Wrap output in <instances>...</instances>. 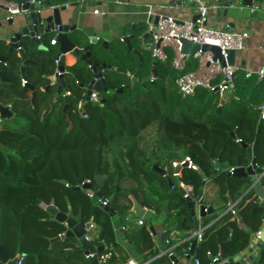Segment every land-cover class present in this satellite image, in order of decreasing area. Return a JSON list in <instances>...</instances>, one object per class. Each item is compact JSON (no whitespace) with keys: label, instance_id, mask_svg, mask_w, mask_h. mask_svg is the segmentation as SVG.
Instances as JSON below:
<instances>
[{"label":"trees","instance_id":"trees-1","mask_svg":"<svg viewBox=\"0 0 264 264\" xmlns=\"http://www.w3.org/2000/svg\"><path fill=\"white\" fill-rule=\"evenodd\" d=\"M6 1L20 3L22 0ZM41 1L48 6H59L73 0ZM257 1L264 3V0ZM80 37L85 41L87 39L84 35ZM42 39L50 44V36H42ZM54 47L51 50H55ZM168 52V60L158 61L157 78L154 81L150 78L149 86L144 85L143 93L129 101L124 100L116 90L120 87L124 91L131 89L130 78L115 70L106 71L109 92H102L105 103L85 101L83 109L86 116L79 112L78 103L86 93L82 84H88L92 75L90 69L81 62L71 67L75 70L74 74L68 73L66 76L67 89L72 93L66 112L62 105L57 110L60 101L48 106L53 98L52 91L44 93L41 99L36 98L32 107L22 102L23 99H14L13 102L7 98L4 100L5 103H12L18 117H27L25 123L17 126L5 125L7 120L0 123V144L11 150L9 156L13 158L10 160L7 156L2 160L0 157V238L10 258L20 253L25 256L24 264H40L41 260H46L50 253V238L65 231V226L56 221L54 216L58 211L70 210L81 212L85 220L94 217L102 228L101 237H107L120 251L122 246L116 240L110 214L96 202L93 203L86 191L74 189L89 180L92 189L97 190L98 175H112L107 178L103 192L107 198L114 195L111 204L125 218L131 211L132 200L124 191L141 204L154 209V212H163L165 202L171 200V189L162 176L163 186L159 184L155 175L160 174L153 166H171L177 148L186 147L185 156H190L206 175L214 177L216 181L231 177L232 184L236 183V179L229 175L228 170L238 165H248L250 146H253L258 163H263L264 132L259 127L258 104L264 99V84L245 82L248 84L247 91L254 87L251 95L247 96L239 90L236 77L235 93L238 98L232 96L221 105L218 91L200 88L194 96L189 97L187 107L178 110L186 98L178 93L175 81L181 72L173 69L174 53L170 49ZM40 55L45 56V53L40 52ZM113 58L112 54L100 50L96 60L119 67L128 64L134 75L139 77L145 71L144 67L137 69V65L131 64L132 61L126 60L125 64L122 62L124 57L118 61ZM40 63L39 67H30L28 82L37 85V90L42 93L43 86L48 82L42 76L54 71L55 62L41 60ZM149 65L152 68L151 61ZM197 67L198 60L189 58L186 71ZM150 72L152 75V69ZM16 75L14 87L24 98L30 90L22 85L20 76ZM255 87L258 91H255ZM5 94L6 97L11 95L8 92ZM219 107L221 112H218ZM149 132H152L151 139L146 137ZM232 132L236 137L232 136ZM18 150H21L19 155L16 154ZM187 176L193 178L192 184L199 191L203 182L200 172L193 170L186 173ZM62 179L67 183H62ZM125 180H131L136 186H123ZM117 185L121 188L118 192ZM41 201L48 204L53 201L55 206L44 210L40 207ZM171 201H168L167 206L177 207L179 220L180 215H190L184 203L186 200L172 205ZM213 217V214L208 215L205 220ZM179 220L177 227L184 226V230L187 229V225ZM231 227H234L233 223L227 224L224 230L228 232ZM209 235L208 230V241L202 246L209 245L207 248L215 252L217 240L214 233L210 238ZM128 236L130 242H133L131 239L138 240V245L142 244L144 249L153 252L154 242L146 227L131 229ZM243 238V233L235 235L230 249L240 248L244 244ZM190 243L188 239L182 243L185 250ZM64 245L76 247L74 242L67 243V239ZM0 264H3L1 260ZM158 264L173 263L169 256L164 255ZM201 264H208V261H201Z\"/></svg>","mask_w":264,"mask_h":264},{"label":"water","instance_id":"water-1","mask_svg":"<svg viewBox=\"0 0 264 264\" xmlns=\"http://www.w3.org/2000/svg\"><path fill=\"white\" fill-rule=\"evenodd\" d=\"M31 0H22L21 12L15 14L11 18H6L5 22L0 20V123L5 120H15L16 114L12 108V104L5 103L6 92L13 95L19 96L20 94L16 91L14 87L15 74L20 76L22 81H26V87L32 91L33 96L36 95L37 85L28 82V75L30 67L41 65L40 61L45 60L47 63L50 60L55 62L54 71L51 73L43 74V78L49 81L51 86H57V96L55 101H58L59 97L65 99V110H67L70 102L69 94H64V91L68 87L67 74H74L75 70L71 67L66 66V58L68 54H71L76 58V62H81L86 65L90 71L92 78L88 84H82V87L86 89L85 100L90 101L93 92H96V99L102 104L105 103L103 99V91L109 92V87L106 84V71L115 70L116 72L122 74H129V70L126 68L115 67L112 64L106 62H99L96 60L100 49L97 48V43L93 41L92 38L88 40H82L77 32L76 24H70L71 20L74 18V14H71L69 10V5L77 6L78 2L70 1L65 2L59 6H48L43 1L40 2H30ZM178 0H171L172 4H176ZM186 1V0H184ZM220 8L225 6V13L227 14L229 10H238V7L242 5L243 7L252 8L260 7L262 2L257 0H220ZM187 2V1H186ZM67 3V4H66ZM5 12L8 8H4ZM225 14V15H226ZM160 18V14H157L154 21L153 17H149L148 21H153L157 23ZM195 20V16L192 18ZM150 34V32H149ZM148 35V34H146ZM42 36H52L55 37L57 45L51 50L48 44L42 41ZM41 37V39L39 38ZM135 37L134 34L130 36H125L123 41L128 45L129 49L132 47L130 40ZM145 37H142L144 39ZM182 45L184 51L187 53H193L198 50L211 51L214 55V60L219 59L223 61L221 50L218 46L211 44L196 45L191 41L182 39ZM159 45V43L157 44ZM20 47V48H19ZM108 48V43L104 41L102 43L101 49ZM131 50V49H130ZM40 52H44L45 56H41ZM109 53H111L109 51ZM136 53L141 56L139 50ZM237 51H228V62L234 66V61ZM40 59V60H39ZM193 59V56H190ZM143 58L140 59L142 61ZM158 62L157 59L153 60V76L157 78L158 73L156 70ZM142 63L139 64L141 66ZM50 71V70H49ZM132 88H135L136 82H142L141 78L133 75L131 77ZM123 87H120L116 92L118 94L123 93ZM221 111V107L218 108V112ZM232 136L236 137V134L232 132ZM247 147L248 145L245 144ZM249 164L246 166L238 165L234 168L232 175L236 179V185L245 186L246 190L242 195L241 199L237 203L243 206V211L237 208L236 217L239 222L243 225V234L245 235L242 239L244 244L240 248L230 249V244L235 237V229H231L230 238L228 240L222 241L218 240L220 257L213 264H264V167L258 166L257 159L251 148H248ZM185 167V166H184ZM153 169L159 174L167 177L169 186L174 189H179L184 195L185 190L175 186L172 178L168 175V168L154 165ZM181 167H177L175 172H179ZM203 177L202 186L199 191L195 194L193 191L188 193L185 197L186 206L190 212V215L194 221L193 223V233L188 236V240H191L190 251L188 255H180L177 252H173L169 255L173 264H195L196 260H200V250L198 247V232L201 230L200 218L206 217L208 215L214 214V209L212 206H207L203 200L204 187L207 183L202 171H199ZM112 177L108 175L107 177L96 176L97 184L99 188L93 190L90 182H84L81 186H75L76 190H86L87 194L93 198L97 197L99 199V205L107 211L111 217L119 215L118 211L112 206L111 200L114 195L107 198L103 192V186L107 178ZM62 183L66 184L67 181L62 179ZM117 192L120 191V186L117 185ZM132 200L131 211L137 217L144 218L146 215V208L143 206L134 196L130 195ZM109 200L108 205H104V201ZM234 201L230 198L229 204L232 205ZM251 207L249 211L246 212L245 208ZM164 215L170 214L169 207L163 206ZM228 211L222 214L221 217L228 215ZM220 218V217H219ZM54 219L59 223L66 226V231L64 233V238L73 239L77 242V247H72L62 250L66 254H80L84 255L86 260L80 264H112L116 260V256L109 258L105 262H100V253L107 250L108 238L105 237L104 244L96 245L93 240L87 239L86 235L90 231V226L93 224V220H85L81 214L74 213L70 210L69 212L58 211L54 216ZM221 219V218H220ZM113 226L114 223L112 222ZM149 229L153 236L159 235L160 239L163 241L165 247L169 246L168 235L172 233L177 224H174L169 229L163 230L158 234L156 230V225L153 221H149ZM207 229V228H205ZM1 235V234H0ZM60 239V235L51 238L50 241ZM119 242V241H118ZM159 252V249L156 250ZM21 254L18 253L15 257L10 258L4 249L1 238H0V260L3 264H17ZM213 255L208 256L209 261H212Z\"/></svg>","mask_w":264,"mask_h":264},{"label":"crops","instance_id":"crops-1","mask_svg":"<svg viewBox=\"0 0 264 264\" xmlns=\"http://www.w3.org/2000/svg\"><path fill=\"white\" fill-rule=\"evenodd\" d=\"M73 1L78 2V5L73 6L68 4V7H70L69 10L71 11V14H74V18L71 20L70 24H76L77 32L79 35H84V37L87 38L86 40H88V38H92L93 41L97 43L98 49L104 50L107 53H109L110 51L111 53L109 54H112L114 56L113 60L115 59L116 61H118L121 57H127L129 60H134L133 58L128 56V45H126L125 42L123 41V38L125 36H130L134 34L135 37L132 40H130V43L132 44V47L130 49L131 50L135 49L140 51V47L142 46L148 52L146 58L143 57L144 59L140 61L142 65L136 67L137 69L141 67L148 68L149 61H151L152 71H153L154 57L152 56L151 51L147 47L148 43L151 41V36L149 34V24H148L149 17H153V21L157 14L172 15L178 18H187V19L188 18L192 19L194 17L193 12L191 10V6H189L184 0H178L176 4H172L171 0H73ZM4 8H6L5 5L0 4V20H2L3 22H5L7 16V12H5ZM225 8L226 7L223 6L221 10L217 8L210 9L209 25L219 29L230 28L233 31H246L249 33L245 41V47L237 51L234 61L235 78L237 77V81L239 82L238 84L239 90H241L244 95L248 96L251 95L254 87L252 86L247 91L248 84H245V82L253 81L256 84H264V77L263 78L260 77V71L262 70L264 71V3H262L260 7H252V8H247L240 5L238 7V10L236 9L229 10L227 14L224 11ZM95 10H98V12H96ZM152 10L154 12L153 16H151V12H150ZM142 37L145 38L142 39ZM104 41L108 43V48L101 49L102 43ZM158 61L159 60H157V62ZM75 62H76V58L71 54H68L66 58V66L72 67L75 64ZM33 67L36 68V66ZM115 67H119V66H114V68ZM121 68H126L129 70V74L128 75L124 74V75H127L128 78H130L131 80V77L134 75V71L130 69L131 66L127 64L126 67H121ZM135 76L141 78L138 75ZM151 76H153V73ZM235 78H234V82H235ZM54 88H57V86H55ZM68 91L70 90L66 89L64 92L67 94ZM255 91H258L257 87H255ZM235 92H236V82H235V88L232 91H228L225 93L219 92L221 98L220 104L222 105L226 103L232 96L238 98ZM31 95H32V91L30 90L26 94V97H24V99L26 100ZM53 97L54 98L56 97V93L54 94ZM6 98L11 100L12 102L14 101V99H18L19 101L23 99L21 95L19 97L13 94L7 96ZM263 103H264V99L262 98L260 103L258 104V107H260ZM30 106L32 107L34 105H30ZM259 123H260L259 127H261L262 131L264 132V120L260 119ZM146 135H147L146 136L147 139H151L152 132L146 133ZM143 144L145 145V143ZM250 148L254 153L253 146H250ZM174 151L176 154V157L174 159L175 161H180L185 157V155H187L186 147H180ZM248 156H249V152H248ZM254 156L256 158V155ZM262 161L263 163H258L257 160L258 166L264 167V155ZM160 166L169 167L168 175L172 178L175 186L182 189L186 186H191L195 194L198 192V190H195V187L192 184L191 179L193 178L189 176L186 177V173L192 172L194 169L182 168L179 171V175H176L175 170L177 167H174L173 165L170 166V164L168 166L167 165L165 166L160 165ZM198 171H201L200 168L198 169ZM202 173L207 180V183L204 187L203 200L207 206L210 205L213 207L214 217L208 221L205 220L206 219L205 217L200 218L201 230L203 228H207V229H205L206 230L205 240L202 242L198 241L197 248L200 250V260L208 261V256L206 253L208 250L211 249L207 248L209 247V245L202 246L204 242L207 243L208 241L207 240L208 230L210 231V235L208 236V238H210L212 233H214L215 236L214 238L217 241L228 240L230 238L231 229H235V235H237L239 232L243 233V229H244L243 225L239 222L236 215L235 214L233 215V213L230 211V208L232 206H235L236 210L237 208H239L240 210L243 211V206L241 205L243 201L241 203H237V202H239V200L241 199L242 195L246 190V187L240 185L237 186L235 182L234 184H232L233 179L231 180V177L230 179L226 178V180H224L221 178L219 181H216L214 177L212 176L210 177V175H206L204 172ZM161 176L167 180V183L169 185L167 177L161 174L160 176L155 175V178L159 182V184L163 186L164 181L161 178ZM123 186L130 187V186H136V184L131 180H125ZM170 189H171L170 196L172 201L167 200L164 206L168 205V201H171L170 203L172 205L174 202L179 203L180 201H183L182 200L183 197L185 198V196L180 192L179 189L173 190L171 187ZM124 193L128 195V197L130 196L128 192L124 191ZM230 198L234 201L232 205L229 204ZM143 206L148 207L146 205ZM176 208L175 207L169 208L171 214L169 218L167 217L169 214L164 215L162 212L161 213L147 212L143 218L145 221L143 225L138 224V220L141 219V217H137L132 211H130L127 215H125V218L121 217L120 215L111 217L112 222L114 223L113 227L116 233V240L119 241L122 247L121 250L118 251L115 249L114 244H112V242L107 241L108 248L107 250L102 251L101 253L104 254L111 253V256L109 258L116 256L117 258L114 262H112V264H128L129 261H132L133 264H158L162 256L164 255L169 256L170 251L177 252L178 254L183 255L185 249L182 243H184L188 239V236H190L194 232L193 231L194 221L190 215L187 216L180 215V220L183 222V224L185 223L187 225L186 226L187 229L184 230V226L182 228L181 227L178 228L176 226V229L168 235V239L170 240L168 247H165L163 245V241L160 239L159 235L153 236L151 234L148 224V222L151 220H153L154 223L157 222L155 225L158 234H160V232L163 230L169 229L179 220V215ZM250 209L251 207L245 208L246 212L249 211ZM226 211L229 212L228 215H226L225 217H221L222 214H224ZM92 220L94 223L95 231H92V233L90 232L92 238L91 240H93L94 243L99 246L104 244L105 238L103 239L101 237L102 228L100 224L95 221L94 217H92ZM229 223H233L234 227H231L229 231L226 232L224 229L225 226H227V224ZM123 226H127V229L122 230ZM142 226L146 227L147 230L150 232V237L154 242L153 252L144 249L142 244L138 245V240L134 241L131 239V241L133 242H130V237L128 236V232L131 229L136 230ZM65 231H66V226H65ZM65 231L62 234H59L60 239L55 240L53 242L50 241V246H49L50 253L48 254L46 260L43 259L40 261V264H80L82 261L84 262L86 260L84 255H80L77 253L66 254L65 252L62 251L65 248L68 249V247L72 248L69 245L67 247H65L64 245V241L66 239L64 238ZM173 235L175 236V239L172 238ZM68 242H72V243L74 242L75 244H77V242L74 241L73 239H67V243ZM157 248L159 249V252L156 251ZM218 252H219V246H217V250L215 251V253ZM21 256L24 258V262H25V256L24 255Z\"/></svg>","mask_w":264,"mask_h":264},{"label":"built area","instance_id":"built-area-1","mask_svg":"<svg viewBox=\"0 0 264 264\" xmlns=\"http://www.w3.org/2000/svg\"><path fill=\"white\" fill-rule=\"evenodd\" d=\"M41 0H31L30 2H40ZM187 4L191 6L195 20L190 18H178L172 15L160 14V18L157 23L152 20L148 21L149 32L151 36V41L148 43L147 47L151 51L152 56L159 61H166L169 58L168 49L172 50L174 53L172 60L173 69L180 71L181 75L176 78V85L178 92L181 97L189 98L194 96L200 88H205L211 92L218 91L225 93L232 91L235 88V70L234 66L228 62V51L229 50H241L245 47V41L249 35L246 31H233L230 28L219 29L209 25V12L211 8L219 9L220 0H186ZM177 3V1H175ZM0 4H4L8 8L6 18H11L15 14L21 12V3L9 2L6 0H1ZM67 4V3H66ZM152 9V8H151ZM98 12V10H95ZM151 16H153V10L150 11ZM41 39V37H39ZM182 39L191 41L196 45L211 44L218 46L221 50L223 61L219 59L214 60V55L211 51L198 50L193 53H187L184 51L182 45ZM159 43V45H157ZM50 45H57L55 37L50 40ZM20 48V47H19ZM190 56L198 60V67L195 70L186 71V66ZM260 77H264V71H260ZM151 80L154 81L155 77L151 76ZM25 85L26 81H22ZM67 94H71L68 91ZM85 99L79 101L78 110L79 112L86 116V112L83 109ZM91 102H97L96 92H93L90 98ZM260 119L264 120V103L259 107ZM172 165L174 167L189 168L198 170L199 167L193 162L190 156H185L180 161H173ZM185 166V167H184ZM234 167L229 169L230 173H233ZM179 175V172L176 173ZM86 182H90L87 180ZM185 190L184 196L187 197L188 193L193 191L191 186H186L183 188ZM109 200L104 201V205L109 204ZM51 206H55L52 201L50 204L41 201L40 207L44 210ZM147 212H154V209L145 207ZM233 215L236 213L235 206L230 208ZM145 223L144 219L138 220L139 225ZM127 229V226H123L122 230ZM92 231H95L94 223L90 226V231L87 233V239L91 238ZM91 232V233H90ZM205 228L198 232V241L202 242L205 240ZM175 239V236H172ZM172 239V240H173ZM168 242L170 240L168 239ZM190 251V246L185 250L183 255H188ZM173 252L170 251L169 255ZM207 256L213 255L212 261L209 264H213L220 257V253L207 251ZM111 256V253H101L99 255L100 262H105ZM24 258L21 256L17 264H23ZM128 264H133L129 261ZM195 264H201V260H196Z\"/></svg>","mask_w":264,"mask_h":264},{"label":"rangeland","instance_id":"rangeland-1","mask_svg":"<svg viewBox=\"0 0 264 264\" xmlns=\"http://www.w3.org/2000/svg\"><path fill=\"white\" fill-rule=\"evenodd\" d=\"M140 53H141V57L138 56V54L136 53V50L135 49L130 50L129 47H128V56H130L134 60H129L127 57H124V58H122V62H124L126 64V60L128 62H131L132 61V63H131L132 65L135 66V65L138 64L137 66H139L140 59L143 58V57L146 58V55L148 54V52L141 46L140 47ZM144 69H145V71L140 75L141 76V79H142V82H137V84H136V86H135L134 89L131 86V89H127L126 91H123V93L119 94V95H121L124 98V100L129 101L130 98H135L136 95L143 93V91L145 89L144 88V85L145 84L147 86H149V79H150V75H151L150 70L152 68H150V65H148V69H147V67H145ZM111 93H113V90L111 91ZM64 102H65V99H64ZM189 102H190V98H186V100L178 107V110H182L183 108L187 107V105H188ZM60 107H61V105L58 106L57 110H59ZM17 115H16L14 121L7 120L6 121L7 123L5 125H7V126H17V125H19L21 123H25L26 122V120H27V117L26 116H24V117H20L19 116L18 117ZM20 153H21V150H18L16 152L17 155H19ZM9 154H11V150L9 148L3 146L2 144H0V157H1V159L2 160H5L6 157L8 156L9 159L12 160L13 158L11 156H9ZM127 183H129V182H127ZM84 191H86V190H84ZM92 199H93L92 200L93 203L96 202V204L99 205V199L97 197H93Z\"/></svg>","mask_w":264,"mask_h":264},{"label":"flooded vegetation","instance_id":"flooded-vegetation-1","mask_svg":"<svg viewBox=\"0 0 264 264\" xmlns=\"http://www.w3.org/2000/svg\"><path fill=\"white\" fill-rule=\"evenodd\" d=\"M42 41L45 43V44H48V43H46V41L45 40H43L42 39ZM49 47H51L50 45H49ZM55 67V66H54ZM24 87L26 86V85H23ZM55 86H51L50 85V83H49V81L46 83V85H44L43 86V92L41 93L40 92V90H37L36 89V95L35 96H33V94L30 96V97H28L26 100L23 98V101H25L24 103H26V105L27 106H30V105H34L35 104V100H36V98H38V99H41L43 96V94L44 93H49V91H52L53 92V96H54V94L56 93V96H57V88H54ZM64 94H66L65 92H64ZM69 96H70V100H71V97H72V93L71 94H69ZM56 98V97H55ZM55 98L53 97L52 98V100H51V102L49 103V107H51L54 103H56V102H58V101H60V104L59 105H62L63 106V111L64 112H66L68 109H69V107H70V102H69V106H68V108H67V110H65V104H66V102H64V98L61 96V97H59V99H58V101H55ZM61 99V100H60Z\"/></svg>","mask_w":264,"mask_h":264},{"label":"clouds","instance_id":"clouds-1","mask_svg":"<svg viewBox=\"0 0 264 264\" xmlns=\"http://www.w3.org/2000/svg\"><path fill=\"white\" fill-rule=\"evenodd\" d=\"M52 38V37H51ZM51 40V39H50ZM50 45V44H49ZM50 46H52V45H50ZM23 85V84H22ZM26 85V84H25ZM85 99V98H84ZM86 101V100H85ZM84 101V102H85ZM89 102H91V101H89ZM97 102H100L99 100L97 101ZM235 168V167H234ZM182 169V168H181ZM229 171V170H228ZM230 173V172H229Z\"/></svg>","mask_w":264,"mask_h":264}]
</instances>
